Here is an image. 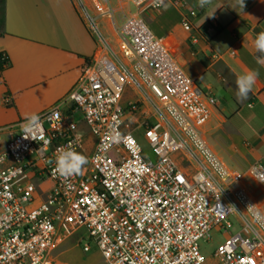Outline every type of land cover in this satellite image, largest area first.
<instances>
[{
    "label": "built area",
    "instance_id": "1",
    "mask_svg": "<svg viewBox=\"0 0 264 264\" xmlns=\"http://www.w3.org/2000/svg\"><path fill=\"white\" fill-rule=\"evenodd\" d=\"M125 1L134 9L117 23L109 0H72L93 56L36 123L0 127V264H52L73 235L109 264H207L212 232L224 236L212 264H264V213L204 138L215 98L143 18L182 0ZM87 147L79 173L56 171L60 150ZM250 172L264 183V167Z\"/></svg>",
    "mask_w": 264,
    "mask_h": 264
},
{
    "label": "crops",
    "instance_id": "2",
    "mask_svg": "<svg viewBox=\"0 0 264 264\" xmlns=\"http://www.w3.org/2000/svg\"><path fill=\"white\" fill-rule=\"evenodd\" d=\"M109 1L116 10L115 18L131 12L125 0ZM182 2V7L166 2L159 10L145 12L143 18L148 16L156 25L152 32L165 40L185 73L214 96L215 108L203 132L227 126V139L241 158H256L257 164L264 167V65L257 63L254 46L257 35L264 33V0H249L243 12L236 0H209L201 8L198 0ZM4 5L0 52L7 54L10 66L0 74V115L8 111L11 120L1 121L0 127L14 129L51 106L27 111L20 103L21 97L63 76L69 78L71 89L95 52V40L72 0H4ZM170 13L180 18L187 15L193 29L167 26ZM213 19L216 28L210 24ZM249 70L258 71L259 76L249 98L239 102L236 80ZM5 95L10 100L8 106L3 103ZM253 119H258L260 126L249 134L244 124ZM238 145L245 148L244 153Z\"/></svg>",
    "mask_w": 264,
    "mask_h": 264
},
{
    "label": "rangeland",
    "instance_id": "3",
    "mask_svg": "<svg viewBox=\"0 0 264 264\" xmlns=\"http://www.w3.org/2000/svg\"><path fill=\"white\" fill-rule=\"evenodd\" d=\"M133 9L134 8L131 6L130 11H133ZM167 17L169 18L167 26L171 28H175L177 25L181 26L180 17H177L175 13H170L167 15ZM121 18L122 15L117 14L115 21L118 22ZM145 21L151 30L155 31L154 29L156 25L149 21L148 16H145ZM99 27L103 34H105L107 37L111 36L110 33L107 34V32H110L111 30L106 21L100 22ZM69 84V78L64 76L58 80H55L54 82H45L41 84L39 88L31 90L27 95L21 97L20 103L27 111L36 109L43 110L47 106H52L65 98L68 90L70 89ZM258 111L261 110L259 109ZM7 120H11L8 115V111H6L4 115H0V122H5ZM244 125L245 128H247V132L252 134L260 126V122L258 119H253L249 124ZM14 129L16 130L17 127H14ZM227 132H230V130L226 126L221 129L204 133V138L208 146L213 149L215 154L222 159L226 166L239 176L245 190L264 213V183L258 181L249 171L251 165H258L256 161L257 159L241 158L240 154L232 147V145H230V141L227 139L226 135ZM141 144L145 155L148 158H153V153L148 148L146 143L141 141ZM238 146L240 152L244 153L245 148L242 145ZM89 152L90 148L87 147L86 152L80 153V155L84 156L86 159V156L89 154ZM263 165L264 163L262 166ZM40 195L41 197L43 196L42 194ZM223 240L224 236L216 232H212L210 240L207 242H200V251L207 260V264H212V253L216 246ZM82 244L83 243L79 242V237L77 235L67 237L64 242L53 252L52 264H109L94 246L89 252H83Z\"/></svg>",
    "mask_w": 264,
    "mask_h": 264
},
{
    "label": "clouds",
    "instance_id": "4",
    "mask_svg": "<svg viewBox=\"0 0 264 264\" xmlns=\"http://www.w3.org/2000/svg\"><path fill=\"white\" fill-rule=\"evenodd\" d=\"M201 7L209 3V0H198ZM236 4L241 12L244 11L245 0H236ZM255 50L258 53L256 61L258 64L264 65V33L257 35L254 41ZM259 73L256 70H249L245 74L240 75L236 80V99L239 102H244L249 98V94L253 90L257 82ZM37 121L35 115L28 118L29 124H34ZM86 163L84 156L75 153L73 150H60L56 158V171L62 176H71L79 173L82 166Z\"/></svg>",
    "mask_w": 264,
    "mask_h": 264
},
{
    "label": "trees",
    "instance_id": "5",
    "mask_svg": "<svg viewBox=\"0 0 264 264\" xmlns=\"http://www.w3.org/2000/svg\"><path fill=\"white\" fill-rule=\"evenodd\" d=\"M249 0H245V6ZM5 21V5L4 0H0V36L3 35V26ZM10 66V60L6 53L0 52V74ZM5 95L4 97H6ZM3 97V98H4ZM8 97V96H7ZM8 106V105H6Z\"/></svg>",
    "mask_w": 264,
    "mask_h": 264
}]
</instances>
